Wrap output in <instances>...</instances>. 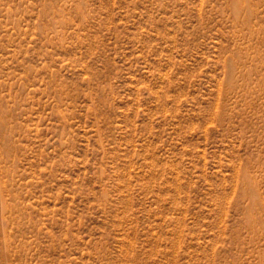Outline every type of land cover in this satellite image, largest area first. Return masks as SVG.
Masks as SVG:
<instances>
[{"label": "rangeland", "instance_id": "obj_1", "mask_svg": "<svg viewBox=\"0 0 264 264\" xmlns=\"http://www.w3.org/2000/svg\"><path fill=\"white\" fill-rule=\"evenodd\" d=\"M0 264H264V0H0Z\"/></svg>", "mask_w": 264, "mask_h": 264}]
</instances>
